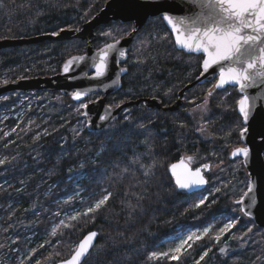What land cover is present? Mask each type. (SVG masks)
Returning a JSON list of instances; mask_svg holds the SVG:
<instances>
[{"label": "trees", "instance_id": "16d2710c", "mask_svg": "<svg viewBox=\"0 0 264 264\" xmlns=\"http://www.w3.org/2000/svg\"><path fill=\"white\" fill-rule=\"evenodd\" d=\"M107 1L66 0L43 7L37 0H0V41L81 30ZM160 22L148 21L139 33ZM124 26L132 27L111 24L98 29L93 49L112 42L103 37L107 29ZM86 49V43L73 40L0 51V86L23 78L53 77L69 58L83 55ZM130 54L125 63L128 74L121 90L110 97L112 101L162 99V94H150V87L172 86L176 78L182 88L191 83L184 81L189 72L178 62L169 63L165 74L151 80L135 76ZM211 86H196L187 96L199 100ZM240 98L236 88L215 94L205 120L208 136L184 116V108L163 113L142 105L132 107L119 121L95 134L87 131L81 103L70 97L35 92L0 99V160L4 161L0 165V264H57L68 259L90 232L99 233L94 251L107 241L123 246L101 260L95 259L92 250L83 264H158L155 258L149 259L150 254L162 251L171 239L177 241L189 230L206 225L218 229L227 217L237 220V213L234 209L227 212L231 206L220 196L228 191L231 173L241 177V194L249 183L241 161L230 160L231 151L242 146ZM183 158L194 169L210 167L204 191L188 195L176 189L168 169ZM217 165L222 169L213 174ZM107 193L111 195L105 205L83 215ZM200 198L206 200L197 207ZM242 222L239 219L238 226L216 244L195 243L188 255L172 264H196L209 248L199 264L242 263L251 250L238 233ZM249 228L264 235L250 220ZM29 235L34 236L32 244ZM252 251L255 256L249 264L264 259L261 248Z\"/></svg>", "mask_w": 264, "mask_h": 264}, {"label": "snow or ice", "instance_id": "6c2138e0", "mask_svg": "<svg viewBox=\"0 0 264 264\" xmlns=\"http://www.w3.org/2000/svg\"><path fill=\"white\" fill-rule=\"evenodd\" d=\"M182 3L185 5L183 12H165L162 15L163 20L167 22L175 36V43L190 53L203 54L201 75L209 73L211 68L218 66V80L214 84V88L220 89L225 85H233L239 88L241 98L238 100V107L246 123L250 112L257 106V102L264 103V95L256 94L264 89V0H182ZM189 5L193 6L195 10L190 11ZM52 34L58 35L56 32ZM104 35L111 37L112 33L108 32ZM113 39L114 43L106 44L95 57L90 58L91 67L94 69V75L90 79L103 82V78L106 77L111 68L110 55L112 53H118L120 57L125 55L124 51L117 47L120 43L119 39L115 37ZM84 61V56L72 57L65 63L64 72H69L72 66L79 65ZM118 71L126 72L127 70L118 68ZM113 83L115 84L116 81ZM250 90L255 91L250 92ZM88 94L86 91H76L73 98L82 101L83 97ZM211 94L210 90L209 95ZM80 107L87 109L88 104L82 102ZM244 131H247V128L242 130L241 135ZM240 155L247 159L249 149L247 147L235 148L232 156ZM187 159L191 161L192 157L189 156ZM2 164L4 161L0 160V165ZM178 167L180 171H177ZM208 167V165H204V168ZM171 170L176 185L182 190H192L206 183L199 168L192 170L185 167L183 161L179 166L172 165ZM147 174L146 172L145 175ZM110 195V193L104 195L93 206L87 208L83 215L87 216L89 213L100 209L105 205ZM261 197H264V193L253 181H249L247 190L243 192L241 199L235 202L245 204L247 209H251ZM204 202L205 198H201L200 203L196 206L199 207ZM241 211H244L245 215L251 214L244 208ZM72 219L75 220L77 217L73 216ZM235 223V220H231L224 224L214 239L219 242L224 233L235 227ZM209 230V228H205L203 235H197L193 232L186 237H180V242L175 248L167 252H152L149 259L169 257L171 260L179 261L183 251H186L185 246L190 248L192 245L189 242L202 239ZM248 231L250 232L251 229L249 228ZM52 235H56L55 228ZM96 235V232L89 233L73 249L70 257L61 261V264H82ZM209 251H211L210 248L204 251L199 261L204 260ZM220 251L224 252L225 250L221 248ZM199 261L196 264H199ZM36 264H40V262L37 261Z\"/></svg>", "mask_w": 264, "mask_h": 264}, {"label": "water", "instance_id": "95a60500", "mask_svg": "<svg viewBox=\"0 0 264 264\" xmlns=\"http://www.w3.org/2000/svg\"><path fill=\"white\" fill-rule=\"evenodd\" d=\"M188 8L190 11L195 10L191 5H189ZM184 10L185 5L182 3V0H108L99 13L89 22L85 23L81 30H63L56 36L43 35L19 40H2L0 41V51L34 46L43 42H65L71 40H80L86 43L87 49L83 55H79L84 56L85 61L81 62L79 65L72 66L67 73L64 72V65L72 57L64 63L61 72L53 77L23 78L1 85L0 99L6 96H23L29 93L45 92L49 94L58 93L62 96L70 97L75 103H82L93 96H101L96 100L89 102L87 109L83 108V117L86 120L87 131L95 134L101 133L107 127L119 121L125 111L132 107H140L142 105L145 109L150 111L176 113L182 108V99L187 92L192 91L196 86L218 80V66H214L209 70V73H205L204 75H201L203 71L201 66V73L199 76L194 81L187 84L178 93L177 102L170 107H163L162 101L157 98H143L136 101H128L116 107H111L108 105V99L121 90L122 80L128 74V69L124 67V65L127 62L133 40L151 19L159 18L163 22L173 38L177 51L184 52L188 55L203 56L202 53H190L178 46L175 43V36L173 35L170 26H168L167 22L162 18L163 13L165 12L180 13ZM111 24L133 25L134 27L133 31L127 37L120 39V43L117 45L118 48L124 51L125 55L123 57H120L118 53H112L110 55L111 68L106 77L103 78V82L90 79V77L94 75V69L91 67L90 58L95 57L98 51L106 46L104 45L97 50L93 49L92 45L95 32L98 29L107 27ZM118 68H125L127 71L119 72ZM113 81H116V83L114 84ZM227 88H236L241 96L237 86L225 85L218 90H225ZM76 91H86L89 94L83 97L82 101H78L73 98ZM253 91L255 90H250V92ZM256 94L264 95V89H261ZM237 112L242 118L244 128H247V131H244L243 135H241V142L242 147H247L249 149V155L247 159L242 155L237 157L231 155L230 160L240 159L249 181H253L261 192L264 193V103L257 102V106L250 112L246 123L239 112L238 105ZM101 117H104V119H101ZM182 161L185 167L195 170L184 159H181L172 165L179 166ZM172 165H170L168 172L179 192L193 195L202 192L207 188L205 173L209 172L210 167L199 168L201 174L206 180L204 185L192 190H182L178 188L175 183V177L172 175L171 170ZM177 171H180L179 167L177 168ZM240 207L251 213L250 215H245L244 211H241L248 220L252 221L257 228L264 229V197L258 198V202L251 209H247L245 204H240ZM96 233L97 235L93 240L92 247L88 255L84 257L82 264L97 244L99 233ZM57 264H61V262Z\"/></svg>", "mask_w": 264, "mask_h": 264}, {"label": "rangeland", "instance_id": "374dc122", "mask_svg": "<svg viewBox=\"0 0 264 264\" xmlns=\"http://www.w3.org/2000/svg\"><path fill=\"white\" fill-rule=\"evenodd\" d=\"M64 1H66V0H60V2H59V0H54L53 2H51L49 0H37L36 4L37 5H43V7H45L49 3H52L55 5V4H59V3H64ZM157 19H159V18H157ZM162 27L164 29H162ZM133 29H134L133 25H132V27L131 26H127V27L124 26V27H120V28L110 27L104 33L111 32L112 36L110 37V36H106L103 34V37L105 36L106 40L105 39L104 40L107 42H109V41L115 42L113 37L118 38L119 40L123 39V38L127 37L133 31ZM131 49H132L131 54H130V52H129V54L132 55L131 62H132V68L134 71L133 75H135V76L143 77L147 80H151L154 77H160L162 74H165V72H167L165 70V66H168V64L171 62H178L179 65L182 67V69L185 68L189 72L187 77L184 78V81H186V82H192V80L195 78V74L201 73L203 56L188 55L184 52L177 51L175 48L174 42H173V38H172L171 34L169 33V31L166 29V27L162 21L160 23H154V24H152V26L149 25L148 27H146V29L143 31L142 34L138 33L133 40V43L131 45ZM124 67H126V65H124ZM167 75L169 76V74H167ZM215 83H216V80L211 82L212 86L209 89V91L211 90L212 94L209 95V91H208L205 94V96H202L201 99H199V100L190 99L187 96V94L189 92H187L182 99L183 106L180 109V110H182L184 108L186 110L184 116L190 117L192 120H194L198 126V129H199L198 132L200 134H205L207 136L210 134L206 128L205 120L210 115L211 100L213 99L215 94L218 91H220V90L213 87ZM180 85H181V82H179V81L177 82V78L174 79V84H172V86H170L168 84H164V83H159V84H156V86L150 87V92H151L150 94H152V95H154V94H160L161 95L162 94L163 98L162 99L157 98V99H160L162 101L163 107H170V106L174 105L178 100L177 94L183 89L182 86H180ZM6 97H8V96H6ZM98 97L99 96L92 97L86 103L92 102L93 100H95ZM154 98H156V97H154ZM1 99H3V98H1ZM125 102H127V101H117L116 100V102H115V101H112L110 98L108 99V105L111 107H116V106L123 104ZM129 109L126 110L125 112L130 111ZM234 150L231 151V155H232V152ZM236 160H240V159H236ZM231 161H234V160H231ZM241 164H242V161H241ZM221 169H222L221 165L214 166L212 169V173L214 174V173L220 171ZM231 175L233 176V180L229 181L230 186L228 187V191H227V193L221 194L222 196H220V198H223L224 200H226V202L231 206L230 208L226 209L227 212H233L232 210L234 209V213H237V215L239 217L237 220H235V222H236L235 227H233L230 231H232L233 229H235L238 226L237 223H238L239 219L243 220V222H242L243 224H242L241 229L238 233H239V236L242 237V239L243 238L245 239V242L243 243V245L245 247L251 248V250L248 254L249 256L248 255L243 256V258H244L243 262L241 263L239 261L238 264H249L250 260L255 256V254H253L254 252L252 251L253 247L261 248V250L263 251L262 255L264 256V235L262 233H258L256 230H253V229H251L250 232L247 230L248 219L242 214L240 204H237L235 202L238 199H241V197H242L243 193L241 194V189L243 186V182L241 180V177L238 178L233 173H231ZM246 176H247V173H246ZM248 180H249V178H248ZM207 186H208V183H207ZM80 194H81V192L78 193L77 195H80ZM200 200H201V198H200ZM205 200H206V198H205ZM231 220H232L231 218H228V217H227V219L225 218V221L223 222V224L218 229H215V230H213L212 225H206L200 229H194L193 228V229L189 230L182 237H186L187 235H189L193 232L196 233L197 235H203V230L205 228L210 229L208 234L204 235L202 239L197 240L195 242H189V243H191L192 246L190 248H188L186 245L185 246L186 251H183V254L181 255V257L183 255H186V254L188 255L190 253V250H192L194 244L199 242V241L206 240L205 245H207L208 243H211L212 241L216 244L217 241L214 239L215 235H217L219 233L220 229L224 226V224L228 223ZM197 223H199V220L197 221ZM255 228L258 230H264V229H259L256 226H255ZM230 231L224 233L221 236V239L226 234H228ZM179 238L177 239V241H176V239H171L170 241H168L169 243H167L166 246L163 245V247H165V248H162V251H159L158 253L167 252L170 249L175 248L180 242ZM28 239L30 240L31 244L34 242V236L33 235H29ZM119 246H123V245H112V244H109V242L107 241V244L100 246L95 251L93 250L95 259L101 260L102 258L106 257L110 252H114V251L120 249V248H118ZM125 246H127V245H125ZM112 250H114V251H112ZM253 250L255 251V249H253ZM11 252L14 253L15 250H12ZM260 254H261V252H260ZM260 254H258V256ZM262 255L260 257H262ZM155 260H156V262H158V264H172V263L178 262L176 260H171L169 257H163V258H159V259L155 258ZM262 263H264V259L262 261L258 262L257 264H262Z\"/></svg>", "mask_w": 264, "mask_h": 264}, {"label": "flooded vegetation", "instance_id": "af4514ba", "mask_svg": "<svg viewBox=\"0 0 264 264\" xmlns=\"http://www.w3.org/2000/svg\"><path fill=\"white\" fill-rule=\"evenodd\" d=\"M38 45H39V44H38ZM34 46H36V45H34ZM34 46H29V47H34ZM17 49H18V48H17ZM93 97H97V96H93ZM99 97H101V96H99ZM99 97H98V98H99ZM91 98H92V97H91ZM89 99H90V98H89ZM96 99H97V98H96ZM96 99H95V100H96ZM93 101H94V100H93Z\"/></svg>", "mask_w": 264, "mask_h": 264}, {"label": "bare ground", "instance_id": "6f19581e", "mask_svg": "<svg viewBox=\"0 0 264 264\" xmlns=\"http://www.w3.org/2000/svg\"><path fill=\"white\" fill-rule=\"evenodd\" d=\"M71 41H73V40H71ZM80 41V40H79ZM184 159V158H183ZM185 160V159H184ZM186 161V160H185Z\"/></svg>", "mask_w": 264, "mask_h": 264}]
</instances>
